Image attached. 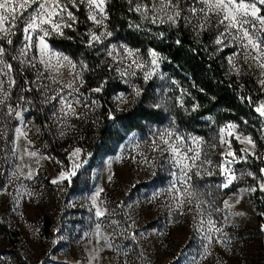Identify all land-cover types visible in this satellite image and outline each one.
<instances>
[{
	"label": "rangeland",
	"instance_id": "obj_1",
	"mask_svg": "<svg viewBox=\"0 0 264 264\" xmlns=\"http://www.w3.org/2000/svg\"><path fill=\"white\" fill-rule=\"evenodd\" d=\"M109 1L107 0V5ZM133 2L136 3L137 0H133ZM138 2L151 7L153 0H138ZM200 6L197 5V7ZM181 7H184L183 3ZM72 10L78 17L77 26H79L80 20H82L81 16L86 17L87 10L84 6H81L79 11ZM24 14L27 15V13ZM183 15L189 14L184 13ZM215 20V15H212L207 23L204 20H201V23H205L207 27L208 24H214ZM17 23L18 27L14 29L17 34L11 37L13 39L11 48L14 46L19 49L22 43V34L19 29L22 28V25L19 24V21ZM184 24L193 30L192 25L186 22ZM192 24H195V20H192ZM89 27L93 26L86 22V28ZM67 30L69 29H65V32ZM94 30L98 33L100 31L99 29ZM207 32L214 41V30L209 29ZM57 37L59 36L53 35L47 38L50 48L69 56L73 62L77 63L76 71H82L79 62L86 63L87 58L79 54L73 58L64 53L52 42ZM109 44L117 46L126 44L132 49L139 48H134L119 38L116 39L114 34L105 40L104 45H95L97 50H101L97 55L100 56L102 64L112 70L116 79L123 86L121 91L112 94L110 109L118 114L125 113L131 108L138 110L146 108L147 111L160 110L163 113L162 121L158 123L143 122V129L129 132L113 154L100 157L99 154L93 152L86 153L84 149L94 127L102 119L99 93L90 91L95 87L88 88L85 84L81 89L84 99H96L98 104L93 106L91 111L82 105L74 104L76 111L81 114L79 119L73 115H69L66 119L53 117V105L48 104L51 105L50 123L59 140V148H53L49 144L47 137L33 120L29 107L34 103L36 91L30 93L28 97L25 95L29 103H20L23 108L28 109L24 115L28 122V139L32 143L29 144L27 139L18 143L29 150L37 151L40 158L37 163V158L25 157V174L29 169L37 173L33 180L22 181L27 186L26 190L32 193L31 196L25 195L16 204H12L11 197L0 194V226L9 232L8 236L0 233V264H264L260 253L261 238L258 232V217L264 218V216L257 209V203L260 202L264 205V194L239 191L236 196L233 195V192H237V190L254 186L256 181L245 177L235 183L231 191L222 194L216 188V185L222 182V177L207 174V170L215 171L214 167L205 165L204 169H201L202 174L193 177L192 183L201 193H210L206 198L214 201L213 207L223 208L224 200H228L233 205L230 209H224L222 213H212V219L216 222V226L226 234L228 243L225 245L213 242L209 245L204 238L207 224L202 231H197L200 220L196 208L197 201L194 200L191 206L186 205L182 213L175 208L173 194L168 191V188L172 180L170 172L176 171V169L169 161V154L161 155L159 152H153L148 146L153 132L169 127L170 122L175 120V128L180 134L184 136L191 134L204 138L207 142L204 149L211 157L213 165H216L221 159L219 153L224 149L219 145L216 149H212L211 144L216 142L214 137H216L219 127L232 122L239 126L237 132L251 136L256 141L255 151L264 157V133L261 132L258 118L257 122H251L245 118L240 122H234L220 121L212 116L203 117L202 123L196 129L201 131V134L194 132L195 130L186 124V118L190 117L192 111L185 108L179 110V105L176 104V98L180 96L178 83L162 70V64H160L159 74L147 83H144L140 71H137V75L131 78L132 84L144 89L142 96L133 104L128 95L131 92V87L124 84L115 71L117 67L123 70L130 61L124 60L123 63H118L123 55L122 51L119 54L114 53V56L117 57L116 61L108 57L102 49ZM11 48L8 49L9 55L6 57L8 60L11 55L16 54ZM139 50L142 56L148 51ZM235 50L228 48L219 52L223 54L227 74L240 87L246 89L248 87L256 102L259 103L264 100V93L261 92V86L258 83L260 79H264V75L261 74L262 70L256 66L255 61L249 59L245 64L239 57L235 61L234 68L228 63L227 57ZM52 64L53 68L50 70V74L57 81L67 83L73 79L74 73L70 65L65 63L60 66L55 59L52 60ZM38 67L43 70L44 66L38 65ZM236 69L240 70L239 74ZM27 71L26 78L29 81L34 80L35 70ZM85 72L82 71L83 78ZM45 74L48 75L49 72ZM13 76L15 78L14 72ZM43 82L51 83L47 80ZM60 83L51 84V87L58 88ZM19 92V90L13 89V100ZM122 92L128 98L126 104L115 99ZM66 94L67 92H65ZM0 98L3 97L0 96ZM156 102H162L164 107L153 108L152 105ZM53 103H55L59 114L60 104ZM136 114L133 112L132 116ZM135 119L138 118L135 117ZM245 121L247 123H244ZM14 124L16 121L12 119L0 120V132L6 133L5 140L0 141V150H6L5 141L7 136L13 134L12 126ZM133 138L140 145L138 149L131 142ZM232 146L238 155L241 148L250 147L235 140H233ZM75 147H80L83 150L80 159L81 161L87 159L88 163L78 171L76 177L72 178L71 183L51 184L50 180L56 178L60 170H67L71 166L67 152ZM44 157H50V159ZM144 157L149 158L147 164L144 162ZM3 159L4 151H0V161ZM17 163H21V161L18 160ZM7 167V164L0 163V169H7ZM234 167L236 169L248 168L258 174L259 168L264 167V162L252 159L250 164H236ZM0 180H3V177H0ZM20 183L21 181L15 182L12 188L13 195H16V187ZM101 188L103 191L97 199L96 205L106 210V216L102 221L95 217V208L91 200L92 195ZM237 199H240L238 204L236 203ZM189 207H191V211L188 210ZM236 213H242V215H236ZM204 219L207 220V214ZM112 221L119 225L118 231L123 232L124 229H128L127 237L129 238L117 237L114 240V243L128 254L123 255L104 249L96 254L100 259L93 260V249L99 247L96 244V224L100 223L104 234L110 235L109 224ZM129 225L131 228H128ZM133 233H136L135 241L130 239ZM217 235L213 233V236ZM125 246L127 247L125 248ZM206 253L210 254L206 255Z\"/></svg>",
	"mask_w": 264,
	"mask_h": 264
},
{
	"label": "snow or ice",
	"instance_id": "obj_2",
	"mask_svg": "<svg viewBox=\"0 0 264 264\" xmlns=\"http://www.w3.org/2000/svg\"><path fill=\"white\" fill-rule=\"evenodd\" d=\"M126 3L129 5L128 11L139 13L144 20L152 24H157L159 21V23H167L171 27L179 29L181 23L186 22L192 25L197 35H202L209 29L214 30L213 42L219 46L218 52H223L228 48L236 49L227 57L230 65L235 68L237 57L241 58L245 64L251 59L256 62V66L262 70L261 74L264 75V60H262L264 58V14H262L264 13V0H247V2L245 0H153L151 7L147 4H141L138 0L136 3L133 0H126ZM182 3L184 7H181ZM197 5L201 6L197 7ZM81 6L87 10L86 22L93 26L82 34V36L87 37V47L94 49L97 44L104 45L105 40L113 35L111 31L107 30V22L110 18L106 10L107 0H0V96L3 97L0 98V120L12 119L16 121V124L12 126L13 134L7 136L5 141L6 150H0L4 151V159L0 163L8 166L7 169H0V177H3V180H0V194L11 197L12 204H16L25 195H32L26 190L27 186L22 181L33 180L37 173L29 169L25 174V157L37 158V163L40 158L37 151L29 150L18 143L25 139L28 140L29 144L32 143L28 139V122L24 115L28 109L23 108L20 103H29L25 93L36 91L43 95L44 102L53 105L52 115L57 118L66 119L69 115H73L79 119L81 114L76 111L74 104L82 105L89 111L98 104L96 99H84V94L81 92L85 85L82 71H88L89 66L80 61L79 67L82 71H76L77 63L73 62L69 56L52 50L47 39L53 35L74 39V37H66L65 29L77 30L76 26L79 20L72 9L79 11ZM184 13L189 15H183ZM212 15L216 17L215 23L208 24L206 27L205 23ZM192 20H195V24H192ZM201 20H204L205 23H201ZM18 21L22 25V28L19 29L22 34V43L19 49H12L16 54L11 55L10 60L19 62L16 69L17 75H23L25 70H35L36 76L31 81L25 78L24 84L20 87V92L16 94V98L13 100L12 91L17 81L13 76V64L6 59L9 55L6 45H13L11 37L17 34L14 29L18 27ZM136 27L139 29L140 26L136 25ZM94 29H99V33ZM164 37L165 33L160 32V38L163 39ZM180 43L181 41L177 39L176 44L179 45ZM96 51L97 54H100L101 50ZM102 51L114 61L117 59L114 53L119 54L122 51L123 55L118 63H123L124 60L130 61L123 70L117 67L115 71L119 74L121 81L131 87V92L128 95L133 104L142 96L144 89L132 84L131 78L137 75V71H140L144 83H147L159 74L160 64L165 60L154 49H148L147 53L142 56L139 49H132L126 44L105 45ZM53 59L60 66L65 63L71 66L74 73L71 81L60 83L50 74V70L53 68ZM38 65L44 66L43 70ZM236 71L239 74L240 70L236 69ZM46 72L49 74L46 75ZM46 80L51 83H44L43 81ZM57 83H60L58 88L51 87V84ZM258 83L261 86V92L264 93V79H260ZM105 86L106 82H101L99 86L90 91L102 93ZM65 92H67L66 95ZM185 94L181 93V96L176 98V104L180 108H184V101L181 97ZM115 99L121 103H128V98L123 92L117 95ZM240 99L246 101L249 106L255 105L253 112L257 114L261 124V132L264 133V100L257 103L253 101L251 96H241ZM53 102L60 104L59 114ZM152 107L161 109L164 105L162 102H156ZM199 107V104H194L191 111L195 112ZM108 118L115 119L111 113H109ZM238 127L237 124L229 122L217 130L216 137H214L216 142L211 144V148L216 149L219 145L224 150L219 153L221 159L216 165H213L211 157L204 149V145L207 143L204 138L191 134L188 136L180 134L175 128V120L170 122L169 127L153 132L152 139L148 142L151 151L159 152L161 155L168 153L169 161L176 169V171L170 172L172 180L168 188V191L173 194L175 208L182 213L186 205L191 206L194 200L197 201L196 208L200 216L197 231H202L207 224L204 238L209 245L213 242L225 245L228 243L226 234L220 227L216 226V222L212 219V213H222L224 209H230L233 205L228 200H224L223 208L213 207L214 201L206 198L210 193H201L193 185V177L200 176L202 174L201 169H204L205 165L215 168V171L207 170L208 175L222 177V182L216 185L222 194L231 191L234 184L245 177L256 181V184L250 188L233 192L234 196L239 191L264 194V167L259 168L258 174L248 168L236 169L234 167L236 164H250L252 159L264 162V157L255 151L256 141L251 136L237 132ZM5 136V132H0V141H4ZM233 140L250 147L241 148L238 155L232 146ZM131 142L137 149L140 147L135 142V138ZM82 154L83 150L80 147L68 151L67 158L71 162V166L67 170H60L58 176L51 179L50 183L53 185L71 183L72 178L76 177L78 171L88 163L87 159L81 161ZM44 158L50 159V157ZM18 160L21 163H17ZM148 160V157H144L146 164ZM16 181H21V183L16 187V195H13L12 188ZM102 191V188L97 190L91 197L92 205L95 208L94 215L101 221L106 216V210L97 206L96 202ZM236 203H240V199H237ZM188 210L191 211V207ZM205 214H207L206 221L204 219ZM236 215H242V213H236ZM261 215L264 216V212ZM193 219L195 220L196 217L194 216ZM109 227H111V234L105 235L101 229V224H96V244L99 247L93 249V260L98 261L100 258L96 254L104 249L123 255L128 254L114 243L117 237L129 238L127 237L128 229H124L123 232L118 231L119 225L115 221L110 222ZM128 228H131V225ZM261 231L264 232V226H261ZM213 233L218 235L213 236ZM130 239L135 241L136 233H133Z\"/></svg>",
	"mask_w": 264,
	"mask_h": 264
},
{
	"label": "trees",
	"instance_id": "obj_3",
	"mask_svg": "<svg viewBox=\"0 0 264 264\" xmlns=\"http://www.w3.org/2000/svg\"><path fill=\"white\" fill-rule=\"evenodd\" d=\"M128 8L126 0L109 1L107 5L110 17L107 22L108 30L116 36V39L119 38L134 48L154 49L165 58L161 63V68L178 83L180 89L178 94L181 96V93H186L181 97L184 101V108L190 111L194 104L200 105L197 111L192 112L190 117L186 118V124L195 130L194 132L201 134V131L196 129L202 123L203 117L208 116L220 119V121L240 122L245 118L251 122H257V114L253 112L255 105L249 106L246 101L240 99L241 96H251L256 102L254 96L248 87L247 89L240 87L228 76L223 54L217 51L209 32L197 35L184 22L181 23L179 29L167 23L152 24L144 20L139 13L128 11ZM81 19L76 31L67 30L65 32L66 37H74V39L59 36L52 42L73 58L78 54L87 58L86 63L89 70L85 72L84 80L88 88L97 87L101 82H106L104 91L98 95L102 119L94 127L87 145L84 146L86 153L93 152L104 157L113 154L129 132L141 131L143 122H161L163 113L160 110L147 111L146 108L139 110L131 108L125 113L118 114L110 109L112 94L121 91L123 86L112 70L102 64L100 56L95 53L97 47L94 49L87 47V37L82 36L87 31L86 17L82 15ZM136 25L140 26L139 29ZM160 32L165 33L163 39L160 38ZM177 39L181 41L179 45L176 44ZM6 47L11 48L7 45ZM13 48L15 47L13 46L11 50ZM9 62L13 64V72L17 81L15 90L20 91L28 71L25 70L23 75H17L16 69L19 62L10 59ZM25 95L28 97L30 93H25ZM29 108L33 120L45 134L49 144L53 148H59V140L49 119L51 105L45 103L43 96L36 92L34 103ZM179 110H181L180 107ZM133 112L137 114L132 116ZM109 113L115 117L114 120L108 118ZM257 209L261 213L264 212V205L257 203ZM258 218V232L261 238L260 253L264 263V232L261 231L264 218L261 216ZM0 233L9 235L8 230L2 226H0Z\"/></svg>",
	"mask_w": 264,
	"mask_h": 264
}]
</instances>
